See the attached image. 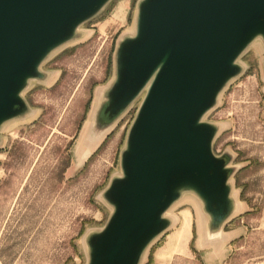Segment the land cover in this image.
<instances>
[{"label":"rangeland","instance_id":"obj_1","mask_svg":"<svg viewBox=\"0 0 264 264\" xmlns=\"http://www.w3.org/2000/svg\"><path fill=\"white\" fill-rule=\"evenodd\" d=\"M140 2L111 0L82 24L42 63V78L27 84L26 113L2 126L0 264H87V236L109 219L103 192L120 175V154L144 97L113 121L102 114L116 47L133 35ZM237 64L239 74L203 117L217 126L212 152L227 158L236 211L220 235L202 240L208 218L201 202L185 194L165 213L169 226L140 264H264L262 41ZM85 143L93 145L88 156ZM235 229V240L219 242Z\"/></svg>","mask_w":264,"mask_h":264},{"label":"water","instance_id":"obj_2","mask_svg":"<svg viewBox=\"0 0 264 264\" xmlns=\"http://www.w3.org/2000/svg\"><path fill=\"white\" fill-rule=\"evenodd\" d=\"M110 1L0 0V130L26 113L22 93L46 58ZM256 40L264 46V0H141L133 35L116 47L102 114L113 121L144 97L120 175L103 192L109 219L87 236V264H140L185 194L202 204L204 237L220 235L236 204L227 158L212 152L217 126L203 117Z\"/></svg>","mask_w":264,"mask_h":264},{"label":"crops","instance_id":"obj_3","mask_svg":"<svg viewBox=\"0 0 264 264\" xmlns=\"http://www.w3.org/2000/svg\"><path fill=\"white\" fill-rule=\"evenodd\" d=\"M86 153H89V151H88V149H87V151H85ZM88 155V154H87ZM234 231H236V229L235 230H233V231H230V232H224V234H227V235H221L222 236V240H221V244H224V243H226L227 241H228V243L229 242H231V241H233V240H235L237 237L234 235ZM223 233V232H222ZM204 233H203V231H202V240H204Z\"/></svg>","mask_w":264,"mask_h":264},{"label":"bare ground","instance_id":"obj_4","mask_svg":"<svg viewBox=\"0 0 264 264\" xmlns=\"http://www.w3.org/2000/svg\"><path fill=\"white\" fill-rule=\"evenodd\" d=\"M116 13H118V14H120V13H122V8L120 7L119 9H118V11L116 12ZM118 14H116V15H118ZM115 15V16H116ZM119 16V15H118ZM102 97V96H101ZM104 97V96H103ZM104 101V100H103ZM89 127V126H88ZM90 133L88 134V132H86V135H85V137H84V139H85V141L87 142V139H89V138H91L90 136ZM97 143V141L93 144V145H95ZM86 144V146H87V149H88V151H89V153H90V148H92L93 147V145H91V144H87V143H85ZM89 153H87V154H89ZM88 156V155H87Z\"/></svg>","mask_w":264,"mask_h":264}]
</instances>
